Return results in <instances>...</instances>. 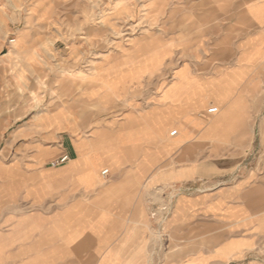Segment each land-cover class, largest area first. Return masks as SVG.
<instances>
[{
    "label": "crops",
    "instance_id": "1",
    "mask_svg": "<svg viewBox=\"0 0 264 264\" xmlns=\"http://www.w3.org/2000/svg\"><path fill=\"white\" fill-rule=\"evenodd\" d=\"M187 1L199 4L202 16H213L218 24L205 35L213 37V46H224V60L238 63L226 67L237 70L204 77L194 75L185 63L140 120L132 115L109 120L91 138L66 136L71 145H58L64 151L55 157L68 154L65 163L52 166L55 158L48 162L58 153L49 146L36 156L7 162L9 167L0 173V264H264V213L232 203L246 184L244 178L225 190L180 196L174 214L162 223L148 220L144 198L135 197L140 187L165 189L192 180L195 168L167 154L184 147L202 128L193 117L207 100H215L220 109L227 106L206 133L212 136L223 126L246 99L243 93L235 98V88L264 58V0ZM21 38L27 44V34ZM12 45L5 55L15 50ZM169 55V49H154L126 76L96 79L121 96L129 83L138 87L144 73L159 70ZM35 105L29 102L25 112ZM170 124L174 138L165 134ZM73 130H78L74 124ZM155 197L161 199L159 193ZM151 229H166L169 242L181 230V244L210 247L188 255L148 257L145 244Z\"/></svg>",
    "mask_w": 264,
    "mask_h": 264
},
{
    "label": "rangeland",
    "instance_id": "2",
    "mask_svg": "<svg viewBox=\"0 0 264 264\" xmlns=\"http://www.w3.org/2000/svg\"><path fill=\"white\" fill-rule=\"evenodd\" d=\"M217 24L187 0H0V173L13 158L36 156L43 146L58 148L50 162L64 151V143L71 145L68 135L91 138L109 120L120 122L129 115L140 120L185 63L204 77L237 70L226 67L238 63L224 60V46H213V37L205 35ZM25 34L27 44L21 38ZM9 38L16 39L11 44L15 50L5 55ZM154 49H169L170 55L159 70L143 74L140 86L129 83L124 95L96 79L126 76ZM240 93L246 99L212 136L206 133L208 124L227 104L220 109L215 100H207L193 117L202 128L184 147L167 154L195 168L189 183L137 189L135 197L144 198L148 220L167 221L180 196L225 190L243 178L246 184L232 203L264 213V58L249 69L233 96ZM29 102L36 105L25 112ZM173 128L167 125V138L175 137ZM158 231L151 229L147 236L148 257L210 247L181 244V230L170 242L166 229Z\"/></svg>",
    "mask_w": 264,
    "mask_h": 264
},
{
    "label": "built area",
    "instance_id": "3",
    "mask_svg": "<svg viewBox=\"0 0 264 264\" xmlns=\"http://www.w3.org/2000/svg\"><path fill=\"white\" fill-rule=\"evenodd\" d=\"M14 38H10L9 39V43L11 44L13 42ZM69 160V155L68 154H62L61 156H59L58 158H55L51 161V165L52 166H59L63 163H65L66 161ZM108 173V169H104L102 171V174L105 175Z\"/></svg>",
    "mask_w": 264,
    "mask_h": 264
},
{
    "label": "bare ground",
    "instance_id": "4",
    "mask_svg": "<svg viewBox=\"0 0 264 264\" xmlns=\"http://www.w3.org/2000/svg\"><path fill=\"white\" fill-rule=\"evenodd\" d=\"M15 41V39L13 40V42Z\"/></svg>",
    "mask_w": 264,
    "mask_h": 264
}]
</instances>
